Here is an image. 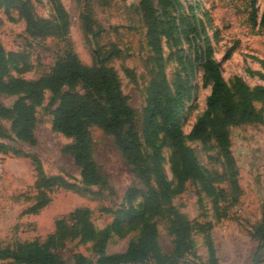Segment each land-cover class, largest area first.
I'll use <instances>...</instances> for the list:
<instances>
[{
    "label": "rangeland",
    "instance_id": "rangeland-1",
    "mask_svg": "<svg viewBox=\"0 0 264 264\" xmlns=\"http://www.w3.org/2000/svg\"><path fill=\"white\" fill-rule=\"evenodd\" d=\"M30 1L35 15L42 18L53 17L61 6L69 21L68 41L32 40L17 10L9 13L0 10L1 44L7 52L20 53L24 58H20L21 65L11 67L12 77L34 81L48 74L68 47L89 67L101 64L105 53L117 49L118 54L104 65L116 72L131 111L124 120V129L129 132V140L138 146L142 161L153 167L155 173L158 161L164 181L169 184L174 181L171 149L160 127L146 125L145 108L162 74L171 90L178 81L188 83L189 95L180 112L184 143L210 179H224V165L214 140L188 137L206 112V99L211 91V81L201 63L208 55L219 65L230 96L237 92L238 83L250 90L264 87V0H150L152 12L146 0ZM83 16L93 21V30L99 32L95 38L86 33ZM23 63L28 68L20 73ZM73 90L86 93L80 85ZM16 99L0 94V102L8 107ZM50 99L51 93L45 92L42 104L35 108L33 145L16 140L10 121L0 119V249L27 241L43 242L54 231L58 218H68L76 208L87 207L97 231L104 232V254L94 250L93 242L77 238L67 241L58 256L62 264H77L79 257L85 264H98L107 255L125 253L138 238L137 231L122 237L107 231L114 217L104 209L128 208L127 190L145 187L123 159L113 138L91 125L89 153L103 177V186H90L84 193L61 187L46 190L45 197L50 201L36 214L27 212L39 195L33 157L46 177H62L68 183L84 187L80 170L68 153L73 139L53 129L58 102L51 104ZM256 107L260 109L261 104ZM229 134L241 188L239 201L231 206L221 203L220 209L215 207L213 197L196 179H189L182 191L171 197V205L180 214L201 225L192 232V250L182 264H264V258L253 260L258 241L252 237L264 210V125L240 123L231 126ZM155 153L159 158L154 157ZM223 179H217L220 189L227 187ZM140 203L138 197L132 205L139 207ZM221 209H225L226 216L219 219ZM156 223L161 250L170 254L173 239L167 232V223L159 219Z\"/></svg>",
    "mask_w": 264,
    "mask_h": 264
},
{
    "label": "trees",
    "instance_id": "trees-1",
    "mask_svg": "<svg viewBox=\"0 0 264 264\" xmlns=\"http://www.w3.org/2000/svg\"><path fill=\"white\" fill-rule=\"evenodd\" d=\"M145 2L148 10L152 12L151 1ZM0 10L5 13L17 10L25 23L26 33L32 40L53 38L68 41L69 21L61 6L56 8V14L51 18L36 16L30 0H0ZM82 22L87 34H92L94 38L99 34L92 28L93 21L83 16ZM97 53L102 54L99 50ZM106 54L101 64L96 63L89 67L81 63L76 53L68 47L48 74L28 81L11 76V67L21 65L20 58H24L20 53L7 52L0 42V94L17 97L11 107L0 102V119L10 121L11 132L16 140L29 145L35 144V108L42 104L45 92L49 91L51 104L58 102L54 111L53 129L73 139L68 153L80 170L81 184L84 186L77 187L58 176L46 177L41 165L33 157L36 161L39 195L38 201L27 212L36 214L50 201L45 197L46 190L61 187L84 193L90 190V186H103V177L89 153L88 127L96 126L113 138L123 159L145 187V190L139 187L127 190L125 196L130 204L128 208L104 209L114 217L107 231L112 230L119 237L137 231L138 238L129 244L125 253L107 255L98 264H182L185 262V255L192 250V232L201 225L190 222L180 214L171 205V197L180 193L189 179H196L206 193L213 197L215 207L220 209L221 203L231 206L239 201L241 188L231 151L229 128L240 123L258 122L264 125V87L258 86L250 90L238 83L237 92L230 96L220 76L219 65L208 55L201 63L205 75L211 81V91L206 99L207 110L193 125L188 137L194 140L211 137L214 140L224 165V179H217H223L227 183L226 189H220L218 180L210 179L211 176L200 168L191 149L184 143L180 112L184 109L185 99L189 95L188 83L178 81L175 89L171 90L162 74L147 100L144 120L146 125L162 129L171 149L174 181L169 184L164 181L158 161L155 173L153 167L147 166L140 158L138 146L129 140V132L124 129V120L131 111L126 106L116 72L104 65L112 56L118 54V50L113 49ZM23 64L20 73L27 71V65ZM79 85L86 91L85 94L73 90ZM257 103L261 104L260 109L256 107ZM154 157L159 158V154L155 153ZM138 197L141 198V203L139 207H134L132 202ZM221 210L222 213L217 215L219 219L226 216L225 209ZM157 219L167 223V232L173 239L170 254L164 253L159 245ZM252 237L258 241L253 254V260L258 262L264 258V210L262 220L254 228ZM77 238L93 242L94 250L104 254V232L97 231L92 212L87 207L76 208L68 218H58L54 223V231L43 242L27 241L13 247L1 248L0 262L62 264L58 251L65 247L67 241ZM77 261V264H85L81 257Z\"/></svg>",
    "mask_w": 264,
    "mask_h": 264
},
{
    "label": "crops",
    "instance_id": "crops-1",
    "mask_svg": "<svg viewBox=\"0 0 264 264\" xmlns=\"http://www.w3.org/2000/svg\"><path fill=\"white\" fill-rule=\"evenodd\" d=\"M2 264V263H1Z\"/></svg>",
    "mask_w": 264,
    "mask_h": 264
}]
</instances>
